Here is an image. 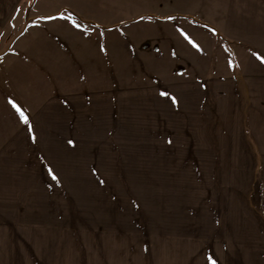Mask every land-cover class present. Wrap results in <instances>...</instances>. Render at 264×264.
Wrapping results in <instances>:
<instances>
[{"label":"rangeland","instance_id":"374dc122","mask_svg":"<svg viewBox=\"0 0 264 264\" xmlns=\"http://www.w3.org/2000/svg\"><path fill=\"white\" fill-rule=\"evenodd\" d=\"M83 1L92 13L121 7L126 26L149 29L147 17L131 21L149 0ZM217 1L155 8L208 14ZM65 17L54 23L60 48L86 43L78 59L61 56L59 98L20 90L21 39L0 29V264H264V130L238 128L210 106L157 112L146 95L163 81L226 77L214 72L228 53L216 31L173 21L172 47L186 44L199 61L164 68L131 60L133 43L163 33L80 34Z\"/></svg>","mask_w":264,"mask_h":264},{"label":"crops","instance_id":"0c3cea01","mask_svg":"<svg viewBox=\"0 0 264 264\" xmlns=\"http://www.w3.org/2000/svg\"><path fill=\"white\" fill-rule=\"evenodd\" d=\"M149 1H151L150 11L140 12L138 15L135 13L133 17L136 19L131 20L137 23L143 17H147L149 29L146 30L144 25L126 26L125 23L131 16L128 12L120 10L121 7L115 11L92 13L87 10L88 5L85 6L83 0L78 4L72 0H0V29L9 35L18 33L21 39L19 42L22 52L21 69L18 70L22 79L20 90L40 91L49 99L60 97L59 82L55 76L59 72L61 56L63 59L77 57V54L83 52L86 43L80 37L82 42L76 40L70 42L69 47L60 48V26L54 23H59L62 15L69 18L64 19L72 23L71 29L80 34L92 33V31L102 34L113 30L123 35L129 34L128 31L132 34L136 30L163 33L165 35L163 41L133 43L131 60H138L134 62L135 65H140L144 61H147V65L152 64L148 60H154L153 65L164 68L171 67L172 61L177 58L182 62L190 57L198 63L199 54H195L194 59L188 53L186 44L181 43L174 48L170 43L172 37L166 36L173 34V21L184 22L187 28L188 18H194L199 25L215 30L224 41L228 53H223L222 56L227 58V62L224 64L217 61L214 72L218 74L226 71L228 75L182 79L174 84L163 81L158 86L147 87L148 90H154L151 96H148L149 92L146 94L149 104H152V96H154V106L160 108L157 112L163 113L170 112V108L177 105L185 108V111L179 110L180 112L188 113L192 111L188 108H196V112L203 113L205 107L210 106L212 110L206 112L224 113L229 116V120L241 121L242 124L238 128L264 130V0H218L213 6V11L208 14H193L186 10L177 12L160 10L155 7L160 8L163 2L168 4L173 0ZM175 1L180 5L183 3V0ZM71 17L77 19L80 25L74 24L75 20L71 22ZM33 35H35L34 40ZM25 39L26 43L22 42ZM73 43L77 45V51L72 50V48L76 49L75 46L72 47ZM15 44L17 41L11 44L10 52H13ZM119 49L124 51L122 58L126 60L130 48L122 43ZM219 58L218 55V60ZM168 69L170 72L171 69ZM159 71L155 69L153 73ZM111 95L113 93H110ZM134 95L138 96L136 93ZM49 104L46 107L54 103ZM132 104L137 103L133 101ZM260 146L258 156L261 159L258 161L263 163L261 169L264 209V146L262 144Z\"/></svg>","mask_w":264,"mask_h":264},{"label":"snow or ice","instance_id":"6c2138e0","mask_svg":"<svg viewBox=\"0 0 264 264\" xmlns=\"http://www.w3.org/2000/svg\"><path fill=\"white\" fill-rule=\"evenodd\" d=\"M21 115L22 116L24 115L23 112H21ZM24 119H25V122H27V117H24Z\"/></svg>","mask_w":264,"mask_h":264}]
</instances>
